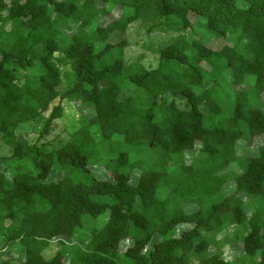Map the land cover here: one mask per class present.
<instances>
[{
    "label": "trees",
    "instance_id": "trees-1",
    "mask_svg": "<svg viewBox=\"0 0 264 264\" xmlns=\"http://www.w3.org/2000/svg\"><path fill=\"white\" fill-rule=\"evenodd\" d=\"M137 21L169 34L146 46L154 68L127 63ZM262 95L264 0H0V140L12 148L0 251L19 264H264ZM64 102L91 116L46 150ZM28 129L35 143L19 140ZM66 241L84 251L45 258Z\"/></svg>",
    "mask_w": 264,
    "mask_h": 264
},
{
    "label": "rangeland",
    "instance_id": "rangeland-1",
    "mask_svg": "<svg viewBox=\"0 0 264 264\" xmlns=\"http://www.w3.org/2000/svg\"><path fill=\"white\" fill-rule=\"evenodd\" d=\"M98 6H101L100 2H97ZM78 28H68L64 30V33L67 36H71L74 33H76ZM169 35V34H168ZM168 35L164 34H159V33H152L150 35H147L146 29L142 26V24L137 21L133 24H131L127 32L125 34V39L127 40L128 46L125 48V55H126V60L127 63H133L137 60L138 57L143 56V59L141 60V64L143 67L146 69L154 68L156 66V61H157V56L152 53L151 50L146 48L148 44H152L154 47L160 45L165 42ZM172 37H176L177 35L175 34H170ZM112 42V41H111ZM224 42L222 40H216L213 43V49L214 50H220L221 47L223 46ZM262 101L264 103V95L261 96ZM171 100V97L169 95L166 96L162 100V102H168ZM177 105L181 109L188 110V104L186 100H182L180 98H175ZM64 115L61 119H58L55 124V128L53 132L50 134L49 137L41 140L44 142V146L46 150H52L56 143L57 140L62 139L65 140L69 138V135L73 133L78 127H79V117L82 115H90L91 116V111H85L81 106L77 104H69L64 102ZM264 108V104H263ZM37 131L32 134L30 129L22 135V137H19V140H29L31 143L36 142L37 138ZM12 153V148L8 147L5 145L1 140H0V157H6L11 155ZM97 169L99 166H95ZM2 165L0 164V171H2ZM93 169L96 175H101V171ZM92 170V169H91ZM92 170V172H93ZM93 172V174H94ZM77 173H80L79 170ZM52 176V175H51ZM102 176V175H101ZM135 176V175H134ZM54 179H57L58 176H53ZM107 219V212L103 213L101 216L98 218H91L89 216L84 217V228L80 229L78 235H83L87 234L90 230L95 229V228H100L103 226ZM223 235V234H222ZM3 242V239L0 238V243ZM71 242V243H70ZM66 244L64 246H60L58 242H52L50 243L49 247L47 248L46 252L44 253V256L46 259H50L54 256L57 250H62L65 254L70 255L72 258L75 257L77 254L81 253L84 251L83 246L80 245L79 243H72V241H66ZM128 244H123L121 246V250H124L125 247H127ZM213 252V251H212ZM223 253L225 258H230L233 259L235 257H239L241 255V251L239 250V246L234 247L233 249H230V247L225 246L223 248ZM11 257L10 252L6 250L0 251V264H19L17 259H9ZM17 260V261H15Z\"/></svg>",
    "mask_w": 264,
    "mask_h": 264
}]
</instances>
